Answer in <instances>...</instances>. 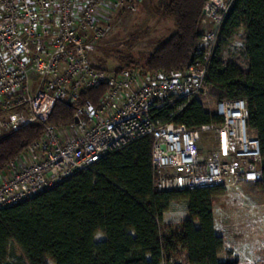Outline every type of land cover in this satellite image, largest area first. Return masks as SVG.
Instances as JSON below:
<instances>
[{"label":"built area","instance_id":"1","mask_svg":"<svg viewBox=\"0 0 264 264\" xmlns=\"http://www.w3.org/2000/svg\"><path fill=\"white\" fill-rule=\"evenodd\" d=\"M132 1L138 0H0V136L46 122L59 101L74 105L82 92L107 86L98 107L76 110L72 126L45 125L38 141L0 169V209L149 136L157 191L239 188L261 180V143L248 127L244 100L215 103L221 125L158 126L152 118L176 103L184 109L204 89L219 29L236 0H206L201 65L171 76L93 67L91 55L108 32L104 20Z\"/></svg>","mask_w":264,"mask_h":264},{"label":"trees","instance_id":"2","mask_svg":"<svg viewBox=\"0 0 264 264\" xmlns=\"http://www.w3.org/2000/svg\"><path fill=\"white\" fill-rule=\"evenodd\" d=\"M155 12L172 19L176 31L143 60L122 58L114 72L142 71L171 76L204 63L200 50L206 0H153ZM247 68L225 64L224 55L239 37ZM99 70H105L98 67ZM216 103L244 100L250 131L260 140L262 178L242 185L264 199V0H236L223 21L209 61L204 89L184 109L181 103L152 112L158 126L196 128L223 123L207 112L203 91ZM107 91L102 85L84 91L72 107L59 101L46 122L18 126L0 136V169L17 160L44 134L74 124L76 110L98 107ZM152 136L103 156L88 170L15 205L0 209V264L15 245L28 264H240L220 262L225 240L216 233L214 208L227 195L223 187L194 191H157L152 165ZM186 202L188 219L168 225L174 203ZM103 234L104 240L97 236Z\"/></svg>","mask_w":264,"mask_h":264},{"label":"rangeland","instance_id":"3","mask_svg":"<svg viewBox=\"0 0 264 264\" xmlns=\"http://www.w3.org/2000/svg\"><path fill=\"white\" fill-rule=\"evenodd\" d=\"M104 22L108 24L107 36L96 45L90 59L93 67H102L109 71L124 66L122 58L135 61L143 60L176 31V25L172 19L163 18L155 12L153 0H138L127 3L121 9L110 12ZM201 31L208 32V28L202 26ZM244 49V41L239 36L224 55V63L239 62L238 64L246 69L247 59L244 55ZM202 95L206 111L214 113L215 98L208 90L203 91ZM240 187L244 189L243 186ZM225 190L230 193L218 197V204L215 206V218L217 219L219 231H225L228 241L231 243L236 237L238 242L241 241L238 245L242 248L253 244L262 247L264 250L263 197L247 194L243 191H234L236 189L231 188ZM256 216L258 217L255 218ZM188 217L187 203H174L165 215V222L168 225L177 226ZM242 237L243 240H241ZM104 239L103 234L97 236L98 241ZM7 264L28 263L20 250L12 244L10 245Z\"/></svg>","mask_w":264,"mask_h":264},{"label":"crops","instance_id":"4","mask_svg":"<svg viewBox=\"0 0 264 264\" xmlns=\"http://www.w3.org/2000/svg\"><path fill=\"white\" fill-rule=\"evenodd\" d=\"M231 189H236L234 191L245 192L244 189H242V187L231 188ZM227 193L229 194L230 192L227 191ZM257 217L258 216H256L255 218ZM214 219H215L216 233L225 240V244H226V252L222 253L219 256L220 262H226L228 259H230V256L228 254V252L230 251L233 253L232 258H238L240 264H254V263L264 264V250L262 249V247L252 244V245H248L246 248H242V246L238 245L239 243H241V241L238 242L236 237L233 239V243H231L230 241H228L227 233L225 231H224L225 233L223 231H219L217 219L215 218V208H214ZM243 239L244 238L242 237L241 240Z\"/></svg>","mask_w":264,"mask_h":264},{"label":"water","instance_id":"5","mask_svg":"<svg viewBox=\"0 0 264 264\" xmlns=\"http://www.w3.org/2000/svg\"><path fill=\"white\" fill-rule=\"evenodd\" d=\"M67 105L70 106V107L73 106L70 100L67 101ZM75 122L78 123V122H79V119L76 118V119H75Z\"/></svg>","mask_w":264,"mask_h":264}]
</instances>
